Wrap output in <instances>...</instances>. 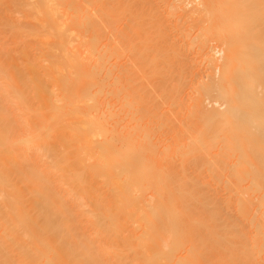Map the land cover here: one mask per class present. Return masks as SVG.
I'll return each instance as SVG.
<instances>
[{"label": "bare ground", "instance_id": "6f19581e", "mask_svg": "<svg viewBox=\"0 0 264 264\" xmlns=\"http://www.w3.org/2000/svg\"><path fill=\"white\" fill-rule=\"evenodd\" d=\"M0 264H264V0H0Z\"/></svg>", "mask_w": 264, "mask_h": 264}, {"label": "rangeland", "instance_id": "374dc122", "mask_svg": "<svg viewBox=\"0 0 264 264\" xmlns=\"http://www.w3.org/2000/svg\"><path fill=\"white\" fill-rule=\"evenodd\" d=\"M190 5H191V4H190ZM188 7H189V6H188ZM190 8H192V5L190 6ZM188 9H189V8H188ZM196 16H198V15H196V14H195V17H196ZM196 30H197V29H194V30H193V32L195 33V32H196ZM212 43L215 45L216 41H215V42H212ZM216 44H217V43H216ZM211 104H212V103H211ZM214 104H217V106L215 105L216 107H218V106H219V104H218V103H214ZM214 104H213V105H214ZM209 106H210V104H209Z\"/></svg>", "mask_w": 264, "mask_h": 264}]
</instances>
